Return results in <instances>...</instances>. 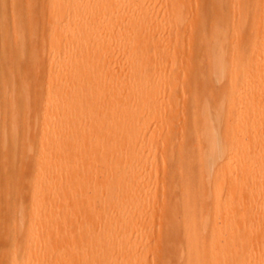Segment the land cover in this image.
Wrapping results in <instances>:
<instances>
[{
	"label": "bare ground",
	"instance_id": "bare-ground-1",
	"mask_svg": "<svg viewBox=\"0 0 264 264\" xmlns=\"http://www.w3.org/2000/svg\"><path fill=\"white\" fill-rule=\"evenodd\" d=\"M16 1L11 0V5ZM43 1L47 14L43 5L41 15L32 10L39 13L38 18L44 13L42 18H47V28L43 27L46 33L41 39L49 59L45 69L49 79L43 87L46 96L43 104L39 100L43 109L41 150L32 180L24 244L21 243L20 251L18 244L16 250L13 244L5 263L118 264L113 262L117 258L124 260L122 264H264V0H210V8L201 13L195 10L197 0ZM0 3L3 8L4 3ZM15 5L23 8L19 2ZM192 9L195 11L191 14ZM13 17L11 37L22 39L23 26L28 23H23L24 18L22 21ZM8 25L3 20L0 26L3 57L4 44L11 39ZM27 29L32 36L34 28ZM37 42L42 45L39 39ZM6 46L5 50L12 52ZM39 47L30 55L46 53L42 49L41 54ZM185 48L190 49L189 56L186 55L190 59L186 61ZM15 58L9 60L15 62ZM38 60H33L35 66ZM29 61L26 63L31 73L33 65ZM12 62L8 69L13 68ZM181 73L182 95L188 96L179 101L175 78ZM3 74L8 85L5 71ZM27 74L28 71L26 77ZM222 78V87H216L215 92L209 90L211 95H205L207 98L199 94L207 93L204 90ZM22 87L25 91L30 86ZM41 87L40 84L42 92ZM3 88L7 89L5 85ZM15 88L17 91L18 87ZM4 91L3 98L7 94ZM34 92H38L37 97L41 94L39 88ZM9 94L11 103L13 92L8 91V97ZM14 94L18 97L17 92ZM25 97L28 105L30 96ZM8 105L3 107L12 110ZM177 106H181V113L169 116ZM3 113V118L8 116ZM13 117L16 127V116ZM30 119L32 122V116ZM13 133L16 134V128L11 131L12 138ZM28 135L31 138V132ZM22 140L26 143L23 136ZM30 144L28 150L33 156ZM7 151L4 150L6 157ZM6 157H2L4 161ZM20 164L19 169H25L26 163ZM24 169L23 172L27 168ZM159 182L163 184L162 206L155 196ZM4 183L7 184L5 180ZM16 183L19 185L20 181ZM18 187L22 190L23 185ZM19 189L15 192L20 193ZM7 201L9 204L10 200ZM159 206L164 213L155 233L154 217ZM70 209L74 212L72 217L68 216ZM24 219L19 218V222ZM0 220L9 227L4 218ZM8 227L3 229L8 231ZM6 232L4 235L9 237ZM53 234L57 241L51 239ZM155 234L158 246L165 238L166 244H161L167 245L166 249L160 245L150 256H141L143 249L152 247V242L139 246V238ZM125 248L132 251V256L124 253ZM1 250V255L8 251L7 247Z\"/></svg>",
	"mask_w": 264,
	"mask_h": 264
},
{
	"label": "rangeland",
	"instance_id": "rangeland-1",
	"mask_svg": "<svg viewBox=\"0 0 264 264\" xmlns=\"http://www.w3.org/2000/svg\"><path fill=\"white\" fill-rule=\"evenodd\" d=\"M7 1H8V3H7ZM10 1L11 0H0V2H3L4 4H3V8H2V3H0V21L1 22H3V20L5 21V23L8 25V28H10V35H9V37L8 38H11L10 40H12V41H8V44H7V42L4 44V47H3V49H4V51H6L5 52V56H7V59H5L4 57H3V53L1 52V48H2V46H1V41H0V110H2V111H0V112H2V113H0V117H1V119H0V143L2 142V143H4L5 142V148L3 149L2 147H4V146H2L1 144H0V160L2 159V161H0V162H2V164H4L3 166L4 167H1V164H0V171H1V174H0V206H1V211H0V219L1 218H4V223H9V227H8V225L7 224H4V225H2V221L3 220H0V250H1V248L2 249H5L6 247H7V249H8V251L7 250H4V252H6V253H4L3 252V256L6 254V257H5V259H4V257L1 255V253H0V264H7V262L5 263V261H6V258H7V255H8V259H9V257H10V253H8L9 251L11 252V254H12V251L11 250H16V246H17V244H18V246H17V248H18V250L20 251V247H22V245L24 244V234H25V229H26V226H27V223H28V218H29V215H28V208H29V203H30V193H31V189H32V180H33V178H34V175H35V170H36V165H37V162H38V157L37 156H39V152H40V148H39V137H41L40 136V133H41V124H42V121H41V119H42V113H41V111L43 110L42 109V105H40L41 103L43 104L44 103V98H45V96H46V88H43V87H45V85H47L46 83H47V79H49V75L48 74H46L47 73V70H45V69H47V64H48V62H49V59H48V55H47V51L46 50H44L43 48H45L46 47V45L43 43V41H41V39H42V37H43V39H44V34L46 33V29L45 28H47V27H45V26H47V23H46V21H44V20H46L47 18H42V17H44V15L46 16V14H47V11H46V8H45V6L43 5L44 4V2L45 1H43V0H30V4H29V1L27 2L26 0L24 1V0H17L16 1V3L15 4H17L18 5V2H19V5H20V3H21V7H23V8H21V9H19V6L17 7L15 4H12L13 6H15V7H17L16 8V10L14 9L15 7H12V5H11V3H10ZM23 2V5H22V2ZM194 2H195V0H193ZM43 2V3H42ZM208 2H210V0H197V8H196V5H195V7L194 8H196L195 10H197L198 12H205L206 10H208L207 8H210V5H211V3H209L208 4ZM26 3V5H24ZM41 3V4H40ZM38 4V7H36V5ZM8 7H7V6ZM32 5V6H31ZM44 6V9H45V11H46V14L44 13V11H42V13H44L43 15H42V17H40V15H41V11L40 10H43V6ZM208 5H209V7H208ZM29 7V9L31 10L29 13H30V15L32 16H28V9H26V8H28ZM42 6V7H41ZM11 8H13V9H11ZM35 8H36V10H35ZM42 8V9H41ZM3 9V10H2ZM5 9V10H4ZM7 9H8V12H7ZM23 9V10H22ZM12 10H15V11H17V13L18 14H20V16L18 15V14H16L15 13V11L13 12ZM19 10L21 11V12H19ZM38 11L39 13H40V15H39V18H38V16H36L37 14H39L38 12H33V11ZM194 9H192V11H191V14L195 11H193ZM3 11V12H2ZM4 11H6V13L7 14H9V15H7L6 16V13L4 12ZM23 12V13H22ZM207 12V11H206ZM36 13V14H35ZM22 14V15H21ZM36 16L37 18L35 19V17L34 16ZM2 16H4L3 18H2ZM12 16H16V17H19V20H22L23 21V19L22 18H24V21H23V23L26 25L27 23L28 24H30V27L33 29V32H35L34 30H35V28H36V31H37V33L35 32V33H33L32 32V36L34 35H36L35 37H36V39H35V37L33 36V38H32V36H30V31L27 29V28H30L29 27V25L27 24L26 26H23L24 24L22 23V26H23V34H22V36L21 37H23L22 39H24L23 41H22V39L19 37L18 38V40H13L12 38L13 37H11L12 36V31H13V24H12V21H14L15 19H14V17H13V19H12ZM22 16H24V17H22ZM21 17V18H20ZM30 17V21H29V18ZM34 17V18H33ZM2 18V19H1ZM31 18H32V20H31ZM18 19V18H17ZM34 19V20H33ZM39 22H38V21ZM43 22V24H42V22ZM21 21V22H22ZM29 21V22H28ZM36 23V24H38V25H35L34 23ZM1 22H0V26H1ZM27 22V23H26ZM45 22V23H44ZM32 23V24H31ZM32 25V26H31ZM33 25H35L36 27H34ZM42 25V26H41ZM10 26V27H9ZM42 27V28H41ZM43 27H45V28H43ZM1 28V27H0ZM26 30H25V29ZM39 28H41V30H39ZM31 30V29H30ZM38 30L41 32H39L40 34H38ZM45 30V31H44ZM29 31V32H28ZM44 31V32H43ZM0 32H1V29H0ZM25 32H26V34H25ZM188 33V32H187ZM40 35V36H39ZM1 36V35H0ZM26 36V37H25ZM26 39H25V38ZM29 37H30V39H29ZM39 37V38H38ZM20 39H21V41H20ZM33 40L34 39V41L35 42H30V40ZM39 39V41L41 42V44L42 45H39L40 43H38L37 42V40ZM42 39V40H43ZM26 40V41H25ZM14 41V42H13ZM15 41H20L19 42V44H18V42H16L18 45H21V46H23V47H25L26 48V50H25V54H23V55H25V56H23L22 55V51L21 50H23V47H21V46H18V45H16L15 44ZM11 42V43H10ZM25 42H26V45H25ZM11 45H10V44ZM13 43L15 44V45H13ZM23 43V44H22ZM35 43V44H34ZM44 44V45H43ZM151 44H153V42L151 43ZM6 45H8V47H9V49L10 48H12V52H11V49L10 50H5V46ZM32 45H34V47L32 46ZM37 45H38V47L39 46H42L41 48L43 49H40V47H39V50H40V53L42 54L43 52H41V50L42 51H44V52H46V53H43V55L45 54V56H44V58H43V55L41 56L40 54L38 55L37 54V52L36 53H34L35 54V56H36V58H34L32 55H30L31 53H32V51H36V49H38V47H37ZM11 46V47H10ZM16 47V51H15V47ZM33 47V49L34 50H32V47ZM44 46V47H43ZM186 46H187V48H189L188 47V44L186 43ZM7 47V46H6ZM8 47L6 48V49H8ZM22 49H21V48ZM37 47V48H36ZM20 48V49H19ZM19 49V50H18ZM39 50H37L38 51V53H39ZM188 52H187V51ZM189 50L190 49H186L185 48V50H184V52H183V55H185L183 58H185V59H183L184 61H186V59H187V54H188V56H189ZM29 51H30V53H29ZM11 52V53H10ZM15 52V53H14ZM10 53V54H9ZM24 53V52H23ZM185 53V54H184ZM200 53H202V51L200 52ZM6 54H8V55H6ZM15 55L16 56V58H15V60L13 59V61H15V62H12L11 60H9V59H11L12 57L14 58L15 56H13V55ZM30 55V56H29ZM21 57V59H20V57ZM22 56L24 57V59L22 58ZM28 56L30 57V59H31V63H30V65L32 64L34 67H35V69H34V67L32 66V68L34 69V70H36L39 74H36L35 72L36 71H34L33 69L30 71L31 73H29V69H28V67L27 66H29L28 65V63H26V62H30L29 60V58H28ZM37 56H39V57H37ZM198 56H200V54H198ZM8 57H10V58H8ZM39 58H43L44 59V61H42L41 59H40V62H41V64H44L43 66L45 67H42L41 66V64H40V62H39ZM27 59H29L28 61H27ZM36 59V60H35ZM190 59V58H189ZM189 59H187V60H189ZM6 60V61H5ZM33 60L35 61V62H37V60H38V68H37V66H35L37 63H35V65L33 64ZM262 60H264V58L262 59ZM8 61H11L12 63H13V68H14V70H12L13 68L12 67H9V69L11 70V71H13V73L12 72H9L10 70L8 69V65L9 64H11V62H8ZM18 64H20V68L23 70H21L20 68H19V65ZM27 64V65H26ZM40 64V65H39ZM2 65H3V67L4 68H2ZM15 65V66H14ZM18 67H17V66ZM25 66V67H24ZM43 68V69H41V68ZM2 68V69H1ZM21 70L20 72H19V69ZM25 68V69H24ZM28 70H27V69ZM30 68V67H29ZM4 69V71H5V76L7 77L6 79L7 80H5V81H7V84L8 85H6L5 83H4V80H3V77L2 76H4V71H2ZM25 70H26V72H25ZM44 71V73H41V72H43ZM27 71H28V74H30V75H28L27 74V77L25 76L26 75V73H27ZM3 72V73H2ZM46 72V73H45ZM15 74V78L11 75V74ZM20 73H22L21 74V77L24 75L25 76V79H24V81H26V82H28V83H26L25 82V84H24V82H23V78H21L20 77ZM25 73V74H24ZM17 74V75H16ZM36 75H37V77H36ZM183 73H181L180 75H178L176 78H175V81L177 82V87H178V91L176 92V97H177V99L180 101V100H185V99H182V96H183V98L185 97V95L186 96H188V94H183L182 95V92L183 91H181V89H182V86H183V84H184V81H183ZM23 76V77H24ZM33 76V77H32ZM13 77V78H12ZM29 77H31L32 79H30L29 80ZM13 80H12V79ZM40 78V80H42V81H44V85H43V83H42V81L40 82L38 79ZM53 78H56V76H54ZM14 80H16L15 81V84H14ZM36 80H38L39 81V83L42 85V92H41V89H40V84H38V87H37V83L35 84V82H37ZM168 80V81H167ZM208 80V79H207ZM30 81V82H29ZM218 81V80H217ZM217 81H213V83L216 85H214L213 83L210 85V87H207L204 91L206 92V90H207V93H205L204 94V92L203 91H201L202 92V94H201V92L199 93L201 96H203L204 98H207L209 95H211V91H217V89H216V87H218V89L219 88H221L222 87V85L224 84V79L222 78V80L220 79L219 80V83H221L220 85H219V83L217 82ZM221 81V82H220ZM33 82V83H32ZM46 82V83H45ZM166 83H167V85H168V83H169V79H166V81H165ZM3 83H4V85H5V88H7V89H4L3 88ZM22 84H23V86L25 87L26 86V84H27V87H29V89L28 88H25V91L23 90V87H22ZM16 85V86H15ZM35 85H36V87H35ZM7 86V87H6ZM13 86V87H12ZM15 87H18L17 88V91L15 90L16 88ZM37 89V88H39V93H43V95L41 96V94L37 97L36 95H38V92H34V90H35V88ZM44 89V90H43ZM212 89V90H211ZM4 90H7L6 92H7V94H5V98H3V96H4V93H5V91ZM11 90H13V91H11ZM27 90V91H26ZM209 90H211L210 92H209ZM2 91V92H1ZM4 91V92H3ZM8 91L12 94V92H13V96L11 95V98L13 97V104H12V102L10 103V102H8L9 100H11L10 99V94H9V97H8ZM30 91V92H29ZM36 91H38V90H36ZM44 91V92H43ZM15 92H17L18 94V97L16 96V94H14ZM27 92V93H26ZM37 93V94H36ZM25 94H26V96H30L29 97V99H27L28 100V105H27V101H26V97H25ZM205 95H208L207 97L205 96ZM264 95V94H263ZM38 98L37 99V102H38V105L39 106H41V107H37L38 105L36 104L37 102H35L34 101V99H36V97ZM15 97H16V99H15ZM35 97V98H34ZM8 98H9V100H8ZM33 98V99H32ZM40 98H41V100H40ZM187 98V97H186ZM30 99H32L31 100V105H30ZM18 100V101H17ZM25 100V101H24ZM39 100H40V104H39ZM211 100H213L211 97L209 98V102H211ZM15 101L16 102H18V104L17 103H15ZM167 101V100H166ZM24 102H25V104H26V106H25V104H24ZM32 103H33V105H32ZM8 105V104H10V106L11 107H13V109L12 110H10V107H6V108H4L6 105ZM35 104L37 105L36 107H35ZM15 105H17V106H19V111H18V107L16 106V110L14 109V107H15ZM4 106V107H3ZM9 106V105H8ZM32 107V109H31V107ZM181 106H182V104H181ZM181 106H177V107H175V108H173L174 110H173V112L169 115V116H171V115H178V114H180L181 113ZM24 107H25V109H24ZM26 107L27 108H29V110L27 109L26 110ZM3 108L4 109H6V110H3ZM8 108H9V110H8ZM34 108H35V110H34ZM36 108H38V109H36ZM39 108H41V109H39ZM15 110V111H14ZM39 110V111H38ZM6 112V115H8L7 117L5 116L4 118L6 119H4L1 115H5V113H3V112ZM9 111H13V113L14 112H17V113H19L20 114V116H19V114H16V113H14V114H16V115H13V113L12 112H9ZM27 111H28V113H27ZM33 111V112H32ZM35 111H37V112H35ZM25 112V115L23 114ZM33 113V114H32ZM38 113V117H37V114ZM10 114H12V115H10ZM26 114H27V117H28V119L26 118ZM28 114H30V117H29V115ZM32 114V115H31ZM10 115V116H9ZM17 115L19 116V120L17 121ZM23 115L25 116V118H23ZM13 116H16V127H13L14 126V123H15V121H13V120H15V117H13ZM22 116V117H21ZM31 116H32V118H33V120H32V122H30L29 120H31L30 118H31ZM12 117L14 118V119H12ZM38 118V119H37ZM3 119L5 120V122H6V125L5 124H2V123H5V122H3ZM9 119H10V121H9ZM24 119H25V121H24ZM23 120V121H22ZM26 120H28V121H26ZM9 121V122H8ZM14 123H13V122ZM37 121H38V123H37ZM19 122V123H18ZM20 122H21V124H20ZM22 122H23V124H22ZM27 122H30V123H32V125H31V127H30V123H27ZM11 123H12V125H11ZM17 123H18V125H17ZM35 123H36V125H35ZM41 123V124H40ZM25 124V125H24ZM3 125H5L6 127L4 128V127H2ZM38 125V126H37ZM11 128H13L12 130H11ZM15 128H16V134H18V135H16V134H14L15 133V131H14V133H13V138H12V135H10L11 134V131L13 132V130H15ZM32 128V129H31ZM37 128H38V130H37ZM3 129H5L6 130V133H5V131L3 132V134L5 133V137H4V135L2 136V130ZM23 129V130H22ZM25 130V131H24ZM32 130V131H31ZM41 130V131H40ZM27 131H28V134H30V132H31V138L29 137V135L27 134ZM34 131H37L36 133H37V135L35 134V132ZM9 132V133H8ZM23 132H24V134H23ZM32 132H34V133H32ZM34 134V135H33ZM7 135V136H6ZM14 135H16V139H17V136H18V141L17 140H15L14 138H15V136ZM22 136H23V139H24V142H26V143H23V140H22ZM26 136H28V138L26 137ZM33 136H35L36 137V140L37 141H32V138H33ZM3 137V138H2ZM35 137L33 138V139H35ZM6 138H7V141H6ZM12 138V139H11ZM5 139V140H4ZM13 139H14V141H13ZM26 139H28V140H26ZM156 139V138H155ZM2 140V141H1ZM30 140L33 142V144H30V143H32V142H30ZM41 140V139H40ZM14 143H13V142ZM17 143V145H15L16 143ZM7 143V144H6ZM28 143L30 144V147H31V149L34 151V154H33V156H32V153L28 150ZM149 143H155V140H149ZM23 144H25L26 145V147H25V145H24V148L22 147V145ZM37 144V145H36ZM4 145V144H3ZM8 145V146H7ZM32 145V146H31ZM7 146V147H6ZM16 146V147H15ZM21 146V147H20ZM1 148H2V150H1ZM7 148V149H6ZM15 148H17L16 149V154H14V149ZM39 148V149H38ZM22 149H24V151L22 150ZM25 149H27L28 151H29V154H27V152L28 151H26ZM4 150L5 151H7L8 152V159H7V157H6V155H7V153H5L4 152ZM31 150V151H32ZM23 151V152H22ZM32 151V152H33ZM11 152H13V154H14V156H13V154L11 153ZM22 152V153H21ZM24 152H26V153H24ZM160 152H162L161 151V149H160ZM6 155H5V154ZM22 156H21V155ZM5 155V156H4ZM27 155H29V157L27 156ZM21 156V157H20ZM5 159V157H6V163H5V161L3 160V158ZM14 157L16 158V160L14 159ZM21 159V160H20ZM16 162H15V161ZM28 160V161H27ZM37 160V161H36ZM4 161V162H3ZM26 161V162H25ZM8 162V163H7ZM14 162H15V166H14ZM20 162L21 163H23L22 165H24L25 163V169L23 168V166H22V168L25 170L24 172H23V169H19V167H21V166H19L18 164H20ZM7 164V166H6V169H5V165ZM21 165V164H20ZM97 165V167H99V162L96 164ZM3 168V169H2ZM15 169V170H14ZM6 171V173H9V174H7V176H4L5 175V173H4V171ZM7 171H9V172H7ZM18 173H17V172ZM22 173V174H21ZM11 176V179H10V176ZM16 175V176H15ZM19 175V176H18ZM20 175H22V177H20ZM5 177H7V178H5ZM18 177V181H17V178ZM23 177H24V179H23ZM9 178V179H8ZM25 178H27V182H26V180H25ZM13 179V180H12ZM4 180H5V182H7V184L6 183H4L5 184V186H4V184H3V182H4ZM10 180V181H9ZM25 180V181H24ZM20 181V183H19V185L21 184V186L23 185V188H22V190H20L19 188L20 187H18L19 185H18V183H16V182H19ZM29 181V182H28ZM10 182V183H9ZM30 183V184H29ZM150 183V182H149ZM9 184H10V186H9ZM12 184H13V186H12ZM18 186H17V185ZM151 184V183H150ZM153 185H155V183L154 182H152V185H150L151 187H153ZM3 186V187H2ZM6 188L7 190H5V189H3L4 191H6V193L7 194H4L5 192L2 190V188ZM9 188H10V190H9ZM15 189L18 191V189H19V192L20 193H22V195L20 196L19 194L20 193H17V191L15 192ZM23 189H26V191L24 192L23 191ZM139 189H142V187H140ZM162 189H163V184L161 183V182H159V183H157V191H156V194H155V196L157 195V199L159 200V203H160V206H162L163 205V203L165 202V201H163V193H162ZM3 191V192H2ZM9 192H10V194H9ZM3 194H4V196H7V197H9V198H7V200L9 199L10 201V203L8 204L7 202V200H6V197H4L3 196ZM10 195V196H9ZM20 196V197H19ZM113 196V198H114V195H112ZM22 197V198H21ZM21 198V199H20ZM3 200V201H2ZM4 200H6V202L4 201ZM22 200V203L23 202H25L24 204H23V206L26 204V208H24L23 206H22V203L20 202ZM24 200V201H23ZM13 202H15L16 203V206H18L17 207V210H15L14 211V209H16L15 207V204H13ZM162 202V203H161ZM4 203H6L7 204V207H9V205H10V208H7L6 209V204H4ZM19 203L21 204L20 205V208L22 209V210H20L19 211ZM159 206V207H160ZM23 207V208H22ZM56 208H57V206H56ZM56 208H55V210H56ZM62 208V207H61ZM60 208V209H61ZM8 209L10 210V212L8 211ZM26 209V210H25ZM6 210H7V212H8V214H7V212H6ZM26 211V216L24 215V213H25V211ZM57 211H61L60 212V214L61 215H65L63 212H62V210H58V208H57ZM14 212H17V214H15ZM19 212L21 213V215H22V217L20 216L19 217ZM75 212H77V211H75ZM5 213V214H4ZM10 213V214H9ZM71 213H74L73 212V210L72 209H70L69 210V212H68V216L69 217H72L74 214H71ZM78 213V212H77ZM163 210H162V207H160V209L158 210V211H155V216L156 217H154L155 219H154V224H155V233L158 231V227H159V224L161 223V218H162V216L161 215H163ZM15 214V215H14ZM19 214V215H18ZM69 214H71V216L69 215ZM3 216V217H2ZM7 216V217H6ZM16 217V221H15V217ZM25 217V219L24 220H22V221H24L23 223H20L19 222V218L21 219V218H24ZM14 218V220H12ZM76 218V217H75ZM77 219H78V217H77ZM76 220V219H75ZM8 221V222H7ZM10 221V222H9ZM13 221H14V223H13ZM21 221V222H22ZM78 221V220H77ZM15 222H16V224H15ZM19 223L21 224V226H19ZM12 224H13V226L14 227H12ZM24 224V225H23ZM239 225H241V223L239 224ZM3 226L5 227V226H7L8 227V231H7V229H6V231L8 232H6L5 231V228L3 229ZM16 226V227H15ZM24 226V227H23ZM12 227V228H11ZM21 227V228H20ZM13 228H16V231H15V229H13ZM22 231L23 230V233H21V231H19V229ZM25 228V229H24ZM1 229H3V230H1ZM11 229H12V231H11ZM4 232H6V234L8 235L9 234V237H7L6 235H4L5 233ZM14 232L16 233V234H14ZM55 234V233H54ZM54 234H53V237L51 238L52 240H56L55 238H57V240H58V237H56V235L54 236ZM20 235V236H19ZM13 236V237H12ZM5 237H7L8 239H6ZM16 237H18V239L16 238ZM55 237V238H54ZM156 237L158 238V235L157 234H155V237H151V238H139V241H138V244H139V246H141V245H145L146 243H149V242H152V247L151 248H146V249H143V251L141 252V256H143V257H148V256H150V253H151V251L152 252H154V251H156V250H158V247L160 246V245H163V247L162 248H164V247H167V245H165L164 246V244H166V242H165V238H164V242H163V238H162V241H160L159 243V246L157 245L158 244V242H156L157 240H156ZM242 237H245V234H243L242 235ZM14 238V239H13ZM16 239V240H15ZM22 239V240H21ZM60 239V238H59ZM7 240V241H6ZM18 240V241H17ZM20 240V241H19ZM56 240V241H57ZM14 241V242H13ZM157 243H155V242ZM17 242V243H16ZM19 242V243H18ZM164 243V244H161V243ZM21 243H22V245H21ZM53 243H55L54 241H53ZM13 244H14V248H13ZM20 244V245H19ZM155 245L157 246V247H155ZM57 247V246H56ZM154 247V248H153ZM161 247V246H160ZM13 248V249H12ZM53 248V247H52ZM157 248V249H156ZM161 248V249H162ZM57 249V248H56ZM55 249V247H54V250H56ZM155 249V250H154ZM164 249H166V248H164ZM53 250V249H52ZM52 250H50L51 251V253H52ZM53 250V251H54ZM154 250V251H153ZM1 251H3V250H1ZM124 253H127L128 252V255L129 256H132V251L129 249V248H125L124 250ZM165 251L166 250H164L163 251V253L165 254ZM55 252H57V250L55 251ZM55 252H53V253H55ZM8 253V254H7ZM155 253V252H154ZM169 254V253H168ZM174 258L175 257H173L172 256V260H174ZM118 260H122V261H118ZM123 259H117V258H115V259H113V262H115V263H118V264H122L123 263Z\"/></svg>",
	"mask_w": 264,
	"mask_h": 264
}]
</instances>
